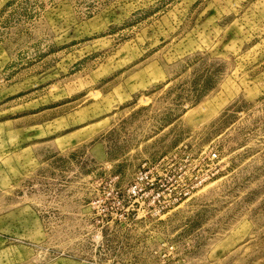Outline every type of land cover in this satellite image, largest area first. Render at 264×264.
Masks as SVG:
<instances>
[{"label":"rangeland","instance_id":"obj_1","mask_svg":"<svg viewBox=\"0 0 264 264\" xmlns=\"http://www.w3.org/2000/svg\"><path fill=\"white\" fill-rule=\"evenodd\" d=\"M0 264H264V0H0Z\"/></svg>","mask_w":264,"mask_h":264}]
</instances>
